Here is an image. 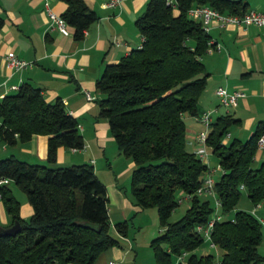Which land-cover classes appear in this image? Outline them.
Returning a JSON list of instances; mask_svg holds the SVG:
<instances>
[{"label": "trees", "instance_id": "16d2710c", "mask_svg": "<svg viewBox=\"0 0 264 264\" xmlns=\"http://www.w3.org/2000/svg\"><path fill=\"white\" fill-rule=\"evenodd\" d=\"M65 1L61 15L80 37L97 12L85 0ZM202 2L223 11L247 8L245 0H147L135 19L141 42L106 63L96 79L102 93L98 114L107 118L120 151L134 161L130 191L135 203L156 207L162 227L150 244L158 260L168 261L185 251L187 264H264V250L259 248L264 229L257 216L243 208L230 217L222 215L234 207L242 189L254 203L264 198V156L257 162L254 158L264 118L246 138L227 141L225 133L236 117L223 112L212 120L206 142L222 172L213 184L221 216L213 222L210 239L222 253L217 261L210 251L194 250L206 240L196 226L214 210L210 200L196 192L209 166L185 145V114L199 113L198 97L208 75L201 54L209 33L187 12L190 5ZM78 123L61 98L46 100L40 87L28 80L0 96V138L12 143L46 133L48 162L56 159L60 145H84ZM2 176L26 191L32 212L23 218L19 200L5 182L0 183L10 224L19 222L14 233L0 225V264H92L101 250L120 243L111 231L106 185L92 163L51 165L8 154L0 157ZM181 191L191 193L190 203L170 221ZM114 225L119 233L128 230L127 219Z\"/></svg>", "mask_w": 264, "mask_h": 264}, {"label": "crops", "instance_id": "0c3cea01", "mask_svg": "<svg viewBox=\"0 0 264 264\" xmlns=\"http://www.w3.org/2000/svg\"><path fill=\"white\" fill-rule=\"evenodd\" d=\"M106 1L85 0L97 12V18L84 28L82 36L76 37L74 26L69 23L67 32L49 26L44 0H0V96L15 90L21 82L28 80L40 87L46 100L61 98L68 111L81 124L79 130L84 137V145L80 148L58 146L56 159L52 162L46 159V133H33L26 140L17 138L12 143L2 139L0 157L14 154L31 162H46L51 165L82 161L92 163L97 176L106 185L111 231L120 239L119 244H112L101 250L92 264H105L111 258L117 264H143L138 258V244L136 242L135 247L130 236V225L125 234L119 233L114 225L115 221L122 219L133 222V218L145 211V207L135 203L129 190L134 161L120 151L110 132L107 118L98 114L97 99L102 93L96 86V79L106 63L118 60L141 42L135 19L143 11L147 0H123L116 6L107 5ZM245 1L247 8L264 10V0ZM50 4L61 14L67 2L50 0ZM208 33L221 47L205 49L201 54L208 75L206 85L198 97V111L201 113L215 107L212 120L223 112H231L236 120L229 126H239L238 135L234 137L244 139L245 134L249 131L252 133L256 122L264 118V24L218 25L213 22ZM8 50L30 60V64L12 67L5 57ZM218 85H224L229 90L240 88L244 94L238 97L235 106L227 110L215 92ZM86 90L93 98L86 97ZM199 113L185 114V145L195 151L203 148L206 153L203 160L209 166L206 172L212 175L219 167L221 173L222 167L217 155L207 142L196 139L198 130L204 126ZM228 131L229 134L224 136L225 141L232 134L229 128ZM261 156L263 152L259 150L254 154L255 159ZM219 206L214 205L218 213ZM19 209L26 216L32 210V205L25 201L19 205ZM138 228L142 226L139 225ZM154 234L153 228L147 233L146 240L149 244L156 235ZM133 238L135 239L134 236ZM206 252L208 251L204 250L200 253ZM187 254L188 252L183 254L186 264ZM155 259L158 260L156 257ZM173 261L174 264H181L180 260Z\"/></svg>", "mask_w": 264, "mask_h": 264}, {"label": "built area", "instance_id": "2783aa9c", "mask_svg": "<svg viewBox=\"0 0 264 264\" xmlns=\"http://www.w3.org/2000/svg\"><path fill=\"white\" fill-rule=\"evenodd\" d=\"M123 0H107L105 3L107 5L116 6L120 5ZM44 8L49 16V26L51 27H57L58 29L67 32V21L65 18L62 17L61 14L57 13L51 6L50 0H44ZM187 12L190 16L197 18L201 21L202 27L208 31L209 26L211 23H216L218 25H225L227 23H236V24H247V23H254L257 25L264 24V10H259L255 8H247L244 11L238 12V11H223L220 10L208 3L202 2V3H195L189 6L187 9ZM208 44L206 49H220L221 44L219 42H214L210 37L208 39ZM5 57L7 59V62L9 65H11L14 68H19L22 66H25L27 64H30V60L19 57L14 51L8 50L5 54ZM216 94L219 96V101L221 104L225 106L227 110L235 106L237 103L238 97L244 94V91L240 88H234L229 90L224 85H218L215 88ZM85 95L88 99L93 98V95L86 90ZM216 108H208L203 110L201 113H199V119L203 122L204 126L203 128L199 129L196 134V139L200 142L205 143L206 142V136L210 129L211 122H212V112ZM78 127H81V124L78 123ZM229 134V131H226L225 135ZM73 149L79 148L72 146ZM257 148L259 151L263 152L264 156V132H262L258 138H257ZM198 154L204 158L205 151L203 148L197 149ZM7 177H0V183L5 182ZM214 177L208 173L205 172L204 178L201 181V184L197 187L196 192L201 193L203 191H213L214 192ZM240 186H243V184H240ZM191 193L181 191L177 195V201H181L183 197L190 196ZM220 205V200L215 197V207ZM261 206V202L258 201L255 203V206L251 209V212H253L259 221L262 224V227L264 229V215L258 211V209ZM221 216L220 213L216 212V209L213 210L212 215L205 223H198L196 228L198 231H200L203 235V237L210 242V244H215L210 238V232L213 226V222L216 218H219ZM185 251L178 254V257H182ZM105 264H117V261L113 258L109 259Z\"/></svg>", "mask_w": 264, "mask_h": 264}, {"label": "rangeland", "instance_id": "374dc122", "mask_svg": "<svg viewBox=\"0 0 264 264\" xmlns=\"http://www.w3.org/2000/svg\"><path fill=\"white\" fill-rule=\"evenodd\" d=\"M228 128L232 132L230 137H229V135L227 136L228 140L231 139L232 137L238 135L237 133L239 131V126L237 124L230 125ZM249 134H250V131L247 134H245V136H243V137L246 138ZM1 141H3V140L0 138V145H2ZM125 155H122V156H125ZM214 157H216V155H214ZM259 158L255 159V162H257L259 160ZM220 171H221L220 168L217 167L216 170L213 172L212 176L214 178H217L220 175ZM5 183L11 188L12 193L19 200L20 205H21V203H24L25 201L30 204V202L27 198V195H26V191L21 186H19L14 180L7 178L5 180ZM129 188H130V181H129ZM201 196L207 197L210 200L211 204L213 206L215 205V197H216L215 191L214 192L211 190L210 191H208V190L203 191V192H201ZM260 202L262 204H264V198L262 201L260 200ZM189 203H190V197L189 196L183 197L182 200L179 201L178 204L173 208L168 219L170 221H172V220H175L178 217H180L184 213V211L187 208V206L189 205ZM254 206H255V203L249 198L246 190L242 189L241 194H240L236 204L234 205V207L222 215L230 217L233 215L234 210L237 208H243V209L251 210ZM261 209H262V206H260L258 211H260ZM31 212H32V210L28 214H26V216H25V215L21 214L20 209H19V213L23 218H28L30 216ZM212 213H211V215H212ZM11 220H12L11 214L6 209L4 202H3L2 198L0 197V225L9 226L10 225L9 223ZM128 222H129L128 227L130 225V230H129L130 236L133 239L134 246L135 247L137 246L136 242L138 244V249H139L138 258L141 259L143 264H174L173 259H175L176 261L180 260L181 264H186L185 255H183V257H180V258L178 256L175 257L173 255L171 257L170 261H158L155 259L153 249L151 248L149 242H147V240H146L147 233L152 228L155 230V234H157L159 232V229L162 227V225H160V223H159L158 214H157V210H156L155 206L145 207V211H142L141 213L139 212L137 214V216L135 218H133V222H130V221H128ZM139 225H141L142 228L139 229L138 228ZM133 236L135 237V239L133 238ZM259 248L261 250H264V243H261L259 245ZM194 250L198 253L203 252L204 250H206L208 252L210 251V252L215 254L217 261L219 259L220 254L222 253L221 247H219L218 245L209 244L206 240L204 242H202L201 244H199Z\"/></svg>", "mask_w": 264, "mask_h": 264}, {"label": "water", "instance_id": "95a60500", "mask_svg": "<svg viewBox=\"0 0 264 264\" xmlns=\"http://www.w3.org/2000/svg\"><path fill=\"white\" fill-rule=\"evenodd\" d=\"M4 229L7 232L14 233L19 229V222L15 221L12 224H10L9 226H5Z\"/></svg>", "mask_w": 264, "mask_h": 264}]
</instances>
